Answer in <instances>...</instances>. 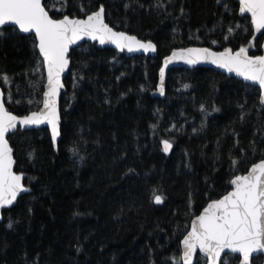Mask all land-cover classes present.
Masks as SVG:
<instances>
[{
	"label": "trees",
	"instance_id": "trees-1",
	"mask_svg": "<svg viewBox=\"0 0 264 264\" xmlns=\"http://www.w3.org/2000/svg\"><path fill=\"white\" fill-rule=\"evenodd\" d=\"M125 2L66 0L62 10L58 0L43 2L53 18L84 17L81 6L91 12L103 4L109 26L152 41L157 52L149 59L127 57L125 52L99 49L94 43L71 51L66 92L60 100L62 131L57 151L47 129L19 130L8 138L15 171L26 175L24 184L31 192L2 211L0 264H150L151 260L165 264L166 257L180 255L179 241L191 219L211 199L231 189L234 175L244 174L264 159V110H259L255 87L197 67L171 70L165 95H155L162 60L174 49L246 47L252 56L263 53L264 35L252 42L250 19L239 16L236 0H172L171 5L164 0L171 15L164 10L146 11L154 0H140L143 9L134 5L128 11ZM12 29L6 28L0 38V73L14 82L5 85L0 80V86L8 111L23 116L40 107L28 103L33 91L28 85L29 79L36 82V76L43 83L44 74L31 75L38 59L34 37ZM80 76L85 78L79 80ZM105 98L110 103H103ZM245 101L243 111L248 115L241 121L237 105ZM202 103L208 112L213 105L220 111L205 116L200 112ZM202 122L205 127L193 133ZM173 124L182 125V130L164 131ZM162 138L173 141L170 154L158 146ZM74 147L85 157L82 163L73 156ZM230 149L232 159L239 161L235 170ZM239 149L246 151L241 154ZM129 168L134 171L125 175ZM154 189L165 197L163 204L151 202ZM10 220L18 221L11 229ZM225 258L239 264V257L233 255L223 257L221 264ZM262 260L255 257L251 264ZM194 264H204L200 255Z\"/></svg>",
	"mask_w": 264,
	"mask_h": 264
},
{
	"label": "snow or ice",
	"instance_id": "snow-or-ice-1",
	"mask_svg": "<svg viewBox=\"0 0 264 264\" xmlns=\"http://www.w3.org/2000/svg\"><path fill=\"white\" fill-rule=\"evenodd\" d=\"M61 10L66 7V0H58ZM172 0H167L171 5ZM220 3V0H217ZM141 9L144 4L140 0H127L124 4L126 11L134 10L133 6ZM226 7V6H225ZM164 10L165 15H171L166 11L164 0H154L146 9L150 14ZM80 11L85 18L71 17L67 14L62 18H53L46 10L42 0H0V38L4 37L6 27L13 26V31L19 33L34 34V51L38 50V59L31 69V75L37 72L46 73L43 83L33 82L29 79V87L33 90L29 96L28 103H42L36 111L18 117L6 110L3 103V92H0V209L9 208L17 201L22 193H30L31 188L23 183V176L16 174L13 170L14 159L13 149L9 146L7 134L20 128L31 126L47 125L51 130V143L56 147L58 137L61 136V110L59 98L61 90L65 87L63 74L69 69L71 63L70 49L77 45L79 41L85 39L98 41L100 45L111 44L119 52H156L157 47L151 41H142L135 35H129L124 31L114 30L105 23L106 9L103 4L97 10L88 12L83 6ZM239 12L249 14L251 25L256 33L264 30V0H239ZM180 15H184L181 7ZM237 28L240 25H236ZM175 31V30H174ZM234 29L228 28L229 35ZM225 40L229 37L226 35ZM213 44L216 41L212 42ZM174 61H182L187 65L207 63L222 69L227 73H234L251 85H258V105L259 110H264V55L250 56L248 48L240 47L238 51L231 48H224L223 51H212L207 47H188L180 50H173L170 56L165 57L163 67L159 69V87L161 96L165 95L164 80L165 69ZM87 67V64H84ZM23 75L28 76L25 72ZM123 75V73H121ZM85 77L80 76L79 80ZM74 88L78 87L76 77ZM119 80V77H117ZM0 80L5 85H11L14 81L7 73H0ZM188 85H185L187 88ZM144 89L142 88L141 91ZM42 95V100L36 97ZM9 100H12L11 93ZM19 103L20 101H16ZM103 103L110 101L105 98ZM244 104H238L241 109L240 120L244 121L248 113L244 112ZM70 107V105H69ZM220 108L213 105L211 112L206 110V106L200 105V112L205 116L213 112H219ZM205 123L202 122L200 129L193 127V133L202 130ZM183 126L177 128L175 124L171 128L164 129L165 132H180ZM153 133L156 134V125H152ZM219 145V141H217ZM237 147L239 142H236ZM161 151L168 154L173 148V141L162 138L159 141ZM241 154L246 150L239 149ZM256 145H251V151L256 152ZM74 157H78L82 163L85 157L79 154L77 148L72 149ZM187 154V153H186ZM229 159L233 170L239 161L232 159V151L229 150ZM190 168V165H186ZM134 169L129 168L125 175L132 173ZM231 190L227 191L219 199H211L199 215L191 219L190 230L179 241V256L165 258V264L170 260L171 264H193L194 254L199 250L202 254L204 264H221V254L227 252L239 254V264H250L253 254L264 253V159L258 163H253L245 175H234L229 181ZM192 200V193H189V202ZM165 201L162 193L158 190L152 192L151 202L161 205ZM29 208L28 212L31 213ZM13 222L10 220L7 227L11 229ZM187 227V226H186ZM179 226L177 232H180ZM176 233H174L175 235ZM76 251H81L77 247ZM151 257V250H150ZM231 258H225L223 264H230ZM150 264H155L154 260Z\"/></svg>",
	"mask_w": 264,
	"mask_h": 264
},
{
	"label": "water",
	"instance_id": "water-1",
	"mask_svg": "<svg viewBox=\"0 0 264 264\" xmlns=\"http://www.w3.org/2000/svg\"><path fill=\"white\" fill-rule=\"evenodd\" d=\"M43 2H44V0H42V4H43ZM236 2H237V4H238V14H239V16L240 17H249V19H250V23H251V18H250V15L249 14H241L240 12H239V0H236ZM50 14V13H49ZM62 18V17H61ZM70 18H71V16H70ZM77 18H85V16L84 17H77ZM105 23H106V21H105ZM6 28H8V27H10V28H13V26H5ZM111 27V26H110ZM251 27H252V25H251ZM115 30V29H114ZM252 30H253V28H252ZM18 31V30H17ZM118 31V30H117ZM19 34H21V35H23V36H26L25 34H22V33H19ZM128 34V33H127ZM129 35H131V34H129ZM262 35H264V30H262V32L261 33H256L254 30H253V36H252V42L253 43H255L256 41H257V39L260 37V36H262ZM27 36H33L34 37V34H28ZM138 38V37H137ZM139 39V38H138ZM141 40V39H140ZM142 41H144V40H142ZM152 42V41H151ZM83 43H94V44H96L97 45V47L99 48V49H113V50H116L117 52H119L115 47H114V45H111V44H105V45H100L99 44V42L98 41H91V40H87V39H85V40H83V41H79L78 42V44L77 45H73L72 46V48L70 49V53H71V51L73 50V49H76V48H78L80 45H82ZM191 47H202V46H191ZM188 48V47H187ZM180 49H183V48H179V49H174V50H180ZM210 50H212V51H215V50H213V49H211L210 48ZM239 50V49H238ZM238 50H235V51H238ZM37 51V54H38V50H36ZM157 52V51H156ZM156 52H149V53H143V52H133V53H128L127 51H125V54H126V56L127 57H134V56H142V57H145L146 59H149V58H154L155 56H156ZM119 53H124V52H119ZM172 53V52H171ZM171 53L168 55V56H170L171 55ZM248 54H249V52H248ZM250 55V54H249ZM261 55H264V43H263V53L261 54ZM250 56H252V55H250ZM167 57V56H166ZM165 59V58H164ZM164 59L162 60V63H161V67H163V62H164ZM197 67H199V68H206V69H212V70H214V71H216V72H218V73H221V74H223L224 76H226V77H228V78H233V79H236V80H238V81H240V82H243L244 84H246V85H249V86H252V87H255L256 89H258V85H251L250 84V82H246V81H244L241 77H237V76H235V74L234 73H227L226 71H224V70H222V69H218V68H216L214 65H211V64H207V63H200V64H196V65H187V64H184L182 61H174L173 63H171V64H169L168 65V67L165 69V80H164V88H165V86H166V77H167V74L171 71V70H173V69H179V70H192V69H195V68H197ZM70 69H71V63H70V67H69V69L63 74V77H62V79H63V82L65 81V79H66V77L68 76V74H69V72H70ZM46 77V73H44V78ZM159 83H160V81H159V73H158V84H157V91L155 92V95H157V96H160V97H162L160 94H159V91H158V87H159ZM0 92H3V90H2V88H1V86H0ZM66 92V89H65V87L61 90V95H60V98H59V106H60V100H61V97H62V95L64 94ZM4 94V93H3ZM4 95H3V103H4V106H5V108H6V110L8 111V109H7V107H6V105H5V101H4ZM40 107H42V103H41V105H40ZM38 110V109H37ZM34 111H36V110H34ZM10 112V111H9ZM10 113H12V112H10ZM30 113V112H29ZM28 113V114H29ZM13 114V113H12ZM13 115H15V114H13ZM27 115V114H26ZM16 116H18V115H16ZM23 116H25V115H23ZM23 116H18V117H23ZM39 129H47L48 130V132H49V136H50V140H51V130H50V128L45 124V125H40V126H31V127H27V128H20V126L18 125L17 126V130H15V131H13V132H9L8 134H7V137L6 138H9V136L11 135V134H14V133H16L17 131H32V130H39ZM60 141V137H58V141H57V145H58V142ZM57 145H56V147L54 148V150L55 151H57ZM9 146L11 147V145H10V143H9ZM172 151V150H171ZM171 151L168 153V154H170L171 153ZM13 159H14V156H13ZM14 161H15V159H14ZM258 162H260V161H257V162H255V163H258ZM15 164H16V162L14 163V166H13V170H14V172L16 173V174H19V175H22L23 176V180H22V183L24 184V181H25V178H26V175L24 174V173H17L16 171H15ZM251 167V166H250ZM249 167V168H250ZM248 168V169H249ZM248 171V170H247ZM247 171L244 173V174H242V175H245V174H247ZM25 185V184H24ZM230 187H231V185H230ZM231 190V189H230ZM229 190V191H230ZM24 194H26V193H22V194H20V196H18V198H17V201H18V199L22 196V195H24ZM222 197V196H221ZM220 197V198H221ZM219 199V198H218ZM17 201L14 203V205L17 203ZM210 202V201H209ZM208 202V203H209ZM13 205V206H14ZM207 205V204H206ZM205 205V206H206ZM13 206H11V207H13ZM11 207H9V208H11ZM9 208H5V209H0V224H1V222H2V211L3 210H6V209H9ZM203 210V209H202ZM201 210V211H202ZM199 215V214H198ZM197 216V215H196ZM195 218V216L192 218V219H194ZM191 222V221H190ZM188 230H190V223H189V228H188ZM197 255H200L201 257H202V254L201 253H199V250H197V252L194 254V257H193V264H194V262H195V259H196V256ZM227 255H233V256H238L239 257V254H231V253H229V252H227V250L225 251V253H222L221 254V261H222V259H223V257H225V256H227ZM259 256H261L262 257V264H264V253H259V254H253V256L250 258V264H251V262H252V260L255 258V257H259Z\"/></svg>",
	"mask_w": 264,
	"mask_h": 264
},
{
	"label": "rangeland",
	"instance_id": "rangeland-1",
	"mask_svg": "<svg viewBox=\"0 0 264 264\" xmlns=\"http://www.w3.org/2000/svg\"><path fill=\"white\" fill-rule=\"evenodd\" d=\"M36 77H37L36 81H39V80H40L39 76H36ZM43 80H44V79H43ZM40 100H42V98H41ZM37 104H41V103H37ZM38 108H39V107H37L36 110H37ZM33 110H35V109H33Z\"/></svg>",
	"mask_w": 264,
	"mask_h": 264
}]
</instances>
